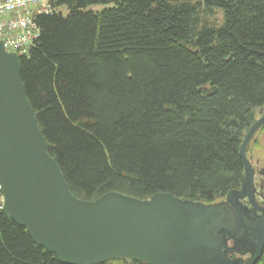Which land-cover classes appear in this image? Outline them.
<instances>
[{
	"label": "trees",
	"instance_id": "obj_1",
	"mask_svg": "<svg viewBox=\"0 0 264 264\" xmlns=\"http://www.w3.org/2000/svg\"><path fill=\"white\" fill-rule=\"evenodd\" d=\"M54 3L68 13L35 17L21 80L70 192L210 204L238 190L240 147L264 109V0ZM0 264L62 263L0 204Z\"/></svg>",
	"mask_w": 264,
	"mask_h": 264
},
{
	"label": "water",
	"instance_id": "obj_2",
	"mask_svg": "<svg viewBox=\"0 0 264 264\" xmlns=\"http://www.w3.org/2000/svg\"><path fill=\"white\" fill-rule=\"evenodd\" d=\"M263 125L264 113L240 147L241 186L223 200L205 204L169 193L140 200L111 192L83 201L47 153L21 80L20 58L0 42L3 208L62 264H256L264 249V206L255 198L257 173L247 147Z\"/></svg>",
	"mask_w": 264,
	"mask_h": 264
},
{
	"label": "built area",
	"instance_id": "obj_3",
	"mask_svg": "<svg viewBox=\"0 0 264 264\" xmlns=\"http://www.w3.org/2000/svg\"><path fill=\"white\" fill-rule=\"evenodd\" d=\"M55 0H0V42L9 53L19 58L29 57L36 47L40 30L36 16L52 15L62 11ZM0 204L3 197L0 193Z\"/></svg>",
	"mask_w": 264,
	"mask_h": 264
},
{
	"label": "rangeland",
	"instance_id": "obj_4",
	"mask_svg": "<svg viewBox=\"0 0 264 264\" xmlns=\"http://www.w3.org/2000/svg\"><path fill=\"white\" fill-rule=\"evenodd\" d=\"M193 1H199V0H193ZM107 8V6L98 4V5H93L89 8V10L94 11V12H100ZM62 12L64 15H67V10L62 8ZM214 18H219V15L216 16H211L209 19L213 21ZM264 113V109L261 111L258 109L257 110V115L260 117ZM257 139V146H251L250 148V154L254 160H257L260 164L261 167L264 168V134L259 133L256 137Z\"/></svg>",
	"mask_w": 264,
	"mask_h": 264
},
{
	"label": "flooded vegetation",
	"instance_id": "obj_5",
	"mask_svg": "<svg viewBox=\"0 0 264 264\" xmlns=\"http://www.w3.org/2000/svg\"><path fill=\"white\" fill-rule=\"evenodd\" d=\"M256 173L257 175H256L255 183L257 187V192L255 198L258 205L264 206V168L263 167L256 168ZM244 204L247 205V201H244ZM229 244L232 245L231 242H229ZM236 258H241L246 260L248 258V255L242 257L236 255Z\"/></svg>",
	"mask_w": 264,
	"mask_h": 264
}]
</instances>
